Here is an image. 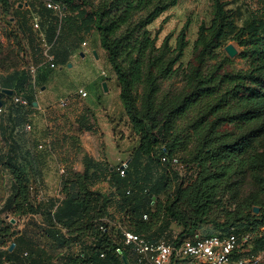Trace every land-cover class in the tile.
<instances>
[{"label": "trees", "instance_id": "16d2710c", "mask_svg": "<svg viewBox=\"0 0 264 264\" xmlns=\"http://www.w3.org/2000/svg\"><path fill=\"white\" fill-rule=\"evenodd\" d=\"M35 1L0 0V6L5 10L13 7L22 18L20 25L27 23V18L32 20L36 16L33 12L39 15L41 24L42 18L53 16L55 23L48 25L45 32L52 47L64 32V42L53 52L58 65L65 63L64 47L69 46L71 37V48L77 49L85 41L80 42L85 34L98 31L115 72L131 134L138 143L129 155L125 176L120 175L116 165L84 153L83 171L68 169L62 179L63 199L46 206L35 201L28 176L14 154L0 149V165L12 175L11 190L2 210L6 214L28 215L31 220L33 215L44 214L48 226L40 227L39 235L48 234L57 243L69 239L82 248L78 254L68 253L71 262L66 264H134L136 253L132 245L123 243L120 226L157 239L176 223L181 229L171 242L179 243L187 237L223 234L231 226L241 231L237 223H242L248 230L258 231L256 252L264 250V199L255 200L250 211L227 212L223 222L213 212L231 177L263 158L261 152L248 153L250 138L257 130L245 129L259 123L264 130V30L239 24L236 10L229 7L227 0H214L210 24L203 22L199 26L193 56L183 67L181 59L189 44L188 22L174 46L170 44L171 34L158 45L149 29L179 0H56L69 12L61 24L45 5L37 10ZM229 43L241 48L237 56L244 60L245 67L233 66L234 57L224 50ZM177 74H182L184 86L174 92L164 90L162 82ZM12 80L0 76V101L4 104L1 96L9 95L4 89L13 90L10 96L17 93L9 86ZM180 119H187L186 127L179 125ZM88 120L86 114L77 117L78 124L85 128L90 127ZM189 142L195 146L182 160L194 163L199 170L194 178L179 182L172 162H163L161 157L168 154L172 161ZM61 143L79 148L75 135H64ZM42 158L35 157L39 161ZM104 181L108 184L106 190L101 187ZM254 206L259 207L257 212ZM116 212L122 214L118 220ZM1 224L0 251H7L9 258L3 259L8 258L10 264H46L38 259H52V253L46 255L44 251L29 261L13 259L24 247L23 241L32 244L34 239L28 236L27 229L14 231L17 223L11 218ZM207 224L215 225L217 232L201 235L200 229ZM6 235L16 238L12 250L9 244L5 247ZM83 237L92 238V243L82 245ZM29 254L24 252L25 256Z\"/></svg>", "mask_w": 264, "mask_h": 264}, {"label": "rangeland", "instance_id": "374dc122", "mask_svg": "<svg viewBox=\"0 0 264 264\" xmlns=\"http://www.w3.org/2000/svg\"><path fill=\"white\" fill-rule=\"evenodd\" d=\"M98 1L95 0V2ZM213 2L214 0H179L175 6L170 7L149 25L152 34L157 38L158 45L162 43L166 35L171 34L170 44L174 46L177 35L188 22L189 44L181 59L183 67L187 66L193 56V43L197 38L199 26L203 22L210 24ZM35 5L38 10L44 4L42 0H36ZM65 13L69 14L68 11ZM33 15L37 16L36 12H33ZM21 21L22 18L14 13L13 7L5 10L0 6V74L3 79L13 78L9 86L29 101V104L24 106L14 103L11 94L1 96L7 106L6 111L0 114V149L10 151L11 155L14 154L16 162L28 176L35 201L39 203L42 199L48 198L50 201L45 200V203L51 205L63 196L61 182L67 170L83 169L84 132L93 136L92 147L96 159L106 163H121L138 143V139L131 134L128 118L122 108L115 72L106 51L100 44L99 32L85 34L80 42L85 40L87 44H81L77 49L71 48L74 38L71 37L68 40L69 46L64 47L66 49L63 59L65 63L59 64L57 68H51L43 64V45L39 41L38 32L32 26L31 17L27 18V23L23 25L19 24ZM54 23L52 15L42 18V29L46 30L48 25ZM62 41L64 42L63 31L51 51L55 52ZM233 44L238 51L241 50L236 43ZM31 65L36 68L35 72L32 71ZM233 66L242 68L245 67V62L236 55ZM22 78H26L24 83L17 82ZM104 83H107L108 91L105 90ZM183 86L182 74L162 82V88L170 92L178 91ZM80 88L88 91L87 97L81 98L78 95ZM64 97L69 100V105L65 108L59 105L60 99ZM31 100L37 104L32 106ZM82 114L88 116L90 127L85 128L78 124L77 117ZM28 124L31 125L30 129L26 128ZM179 125L186 127L187 119H180ZM254 129L257 131L250 138L251 145L248 153L261 152L263 158L259 164L249 166L233 175L224 186L219 196L220 202L215 205L213 211L214 216L219 217L221 222L225 221L224 215L227 212L231 211L235 214L239 211H250L249 206L255 200L264 199V130L259 128V123H255L248 126L245 132ZM67 134L78 137L79 148L71 149L70 144L61 143L62 137ZM103 136L104 140H102ZM194 146V142H189L174 156V159L179 161L178 165L173 166L178 174L179 182H187L198 174L199 169L194 163L182 160ZM10 147H13V150ZM40 155L44 158L40 161L35 159ZM181 164L184 166L182 167ZM62 165L66 168L65 174L60 173ZM11 181L12 175L8 168L0 165V226L2 221L11 218L12 222L17 223L16 227H13L14 231L27 229L28 236L34 239L32 244L23 241L24 247L21 249L18 247L17 256L13 259L29 261L32 256H38L44 251L46 255L52 253L50 258L55 264L71 262L67 254L80 253L81 246H77L69 239L64 243H57L48 234L39 235L37 231L40 227L48 226V220L44 214L33 215L31 220L28 215H14L12 212L6 214L7 212L2 210L1 206H4L11 190ZM101 187L104 190L107 189V181H104ZM255 207L258 206H254V211L257 212ZM121 216L119 212L115 213L117 220ZM112 225L116 226L113 223ZM237 226L241 228V232L250 233L249 241L241 246L242 254L258 255L260 260L256 264L264 262V250L258 252L255 250L258 231H250L242 223H237ZM180 229V226L173 223L164 235L169 241H173ZM261 230L264 231L263 226ZM208 231L216 233L217 227L207 224L199 232L204 235ZM15 239L6 235L3 239L6 240L5 247H8V244L12 245ZM92 241L90 237L81 239L84 246ZM25 251H29V256L24 255ZM0 254V264H2L3 258L8 255L6 250L0 251Z\"/></svg>", "mask_w": 264, "mask_h": 264}, {"label": "built area", "instance_id": "2783aa9c", "mask_svg": "<svg viewBox=\"0 0 264 264\" xmlns=\"http://www.w3.org/2000/svg\"><path fill=\"white\" fill-rule=\"evenodd\" d=\"M264 1V0H263ZM43 4L52 11L56 19L61 24L65 17V10L61 2L56 0H42ZM22 6V4H20ZM32 26L38 32L39 41L43 45V64L51 68H57L58 63L54 53L51 51L52 44L48 41L45 30L42 29L41 20L34 16L32 18ZM82 44H87L84 41ZM32 71L36 68L31 65ZM78 95L81 98L88 96V91L84 88L78 90ZM13 101L16 104L27 106L29 101L23 95L15 93ZM59 105L63 108L69 105L67 97L60 99ZM7 104L0 105V114L6 111ZM31 125L26 128L30 129ZM42 147V145H40ZM163 162H172V165H178V159L169 158L168 154H163L161 157ZM183 167L184 165L181 164ZM127 162H122L117 165V171L121 176L127 174ZM60 173L65 174L66 168L60 166ZM130 190H128V193ZM147 218V215H145ZM104 221H108L107 218ZM103 229V224L100 225ZM123 243L132 245L136 253V261L134 264H170L171 262H186L187 264H256L259 262L258 255L242 254V244L249 241L250 233H243L236 229V226H231L229 231L223 234H214L211 236H196L182 239L179 243L169 241L165 236L157 239H151L143 234L136 233L125 226H120ZM119 253H122L121 248H118ZM241 255V256H240ZM4 264H10V261L3 259Z\"/></svg>", "mask_w": 264, "mask_h": 264}, {"label": "crops", "instance_id": "0c3cea01", "mask_svg": "<svg viewBox=\"0 0 264 264\" xmlns=\"http://www.w3.org/2000/svg\"><path fill=\"white\" fill-rule=\"evenodd\" d=\"M227 1L229 2V7H232L236 10V15H237L239 24L258 26L260 29L264 30V1L263 0H227ZM25 6L27 7V4H25ZM118 91L120 92V89H118ZM83 136L85 137V140L83 142V148L85 150V153L88 154L90 157L94 158L95 160H98L95 157L96 155L94 154V150L92 147L93 136H91L87 132H84ZM102 140H104V136L102 137ZM130 153L131 151L128 154L130 155ZM129 155L126 159L121 161V163L129 161ZM111 164L116 165V166L118 165L115 163H111ZM83 169H84V165H83ZM83 169H80L79 171H83ZM63 197L64 195L61 196L57 201H55L54 204L59 203L63 199ZM45 200L50 201V199L48 198L42 199L41 203L44 206H46ZM38 260H42L46 264L47 263L55 264L52 259H38ZM37 262H41V261H37ZM173 264H184V263L173 262Z\"/></svg>", "mask_w": 264, "mask_h": 264}, {"label": "water", "instance_id": "95a60500", "mask_svg": "<svg viewBox=\"0 0 264 264\" xmlns=\"http://www.w3.org/2000/svg\"><path fill=\"white\" fill-rule=\"evenodd\" d=\"M226 52L228 53L229 56L231 57H235L238 53V49L236 48V46L233 43H229L226 47H225ZM96 57H98L97 52L95 51ZM104 87L105 90H108L107 87V83H104ZM4 91L8 94H12L13 90L12 89H4ZM34 104H37V102H34ZM0 105H2V101H0ZM127 163H129V161H127ZM255 210L258 211V207H255ZM13 221H15V219H12ZM15 244L13 243L10 247V250H12L14 248ZM125 260L126 258L123 257Z\"/></svg>", "mask_w": 264, "mask_h": 264}]
</instances>
